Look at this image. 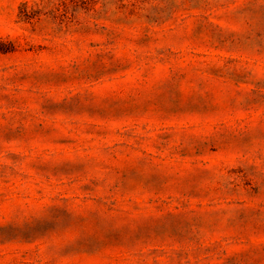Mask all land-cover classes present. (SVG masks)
I'll use <instances>...</instances> for the list:
<instances>
[{
	"label": "rangeland",
	"instance_id": "obj_1",
	"mask_svg": "<svg viewBox=\"0 0 264 264\" xmlns=\"http://www.w3.org/2000/svg\"><path fill=\"white\" fill-rule=\"evenodd\" d=\"M0 37V264H264V0H0Z\"/></svg>",
	"mask_w": 264,
	"mask_h": 264
},
{
	"label": "trees",
	"instance_id": "obj_2",
	"mask_svg": "<svg viewBox=\"0 0 264 264\" xmlns=\"http://www.w3.org/2000/svg\"><path fill=\"white\" fill-rule=\"evenodd\" d=\"M22 15L26 16L27 13L25 10H22ZM14 51V46L12 42L5 40L4 38L0 37V53H10Z\"/></svg>",
	"mask_w": 264,
	"mask_h": 264
}]
</instances>
